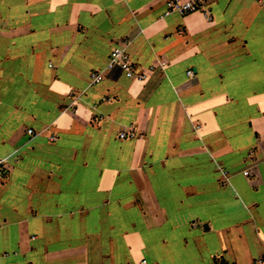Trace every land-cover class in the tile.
<instances>
[{"label": "crops", "instance_id": "1", "mask_svg": "<svg viewBox=\"0 0 264 264\" xmlns=\"http://www.w3.org/2000/svg\"><path fill=\"white\" fill-rule=\"evenodd\" d=\"M165 10L0 0V264H264V0Z\"/></svg>", "mask_w": 264, "mask_h": 264}, {"label": "built area", "instance_id": "2", "mask_svg": "<svg viewBox=\"0 0 264 264\" xmlns=\"http://www.w3.org/2000/svg\"><path fill=\"white\" fill-rule=\"evenodd\" d=\"M213 0H166V10L164 16H169L171 14L187 15L196 11H203L205 14H209L208 6ZM1 18V13H0ZM162 66L166 65V62H161ZM115 67H119L127 77L144 80L147 77L148 72L141 69L133 60L131 54L127 51L125 47L116 46L114 47L109 55L108 65L105 71H109ZM156 67L150 66L148 71H153ZM105 71H94L91 74V82L98 83L102 81L105 77ZM190 75L193 74V71L188 72ZM29 133L33 134L34 131L29 129ZM134 132H121L120 138H132L134 137ZM56 137L52 136L51 140H55ZM254 156V153H250V157ZM246 176H249V171L246 170ZM264 262V255L260 257L256 263ZM137 264H152L148 260L143 259Z\"/></svg>", "mask_w": 264, "mask_h": 264}]
</instances>
